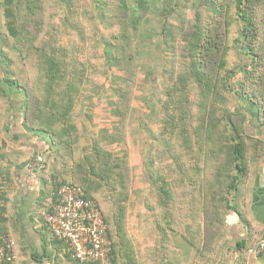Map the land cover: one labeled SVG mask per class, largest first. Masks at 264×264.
<instances>
[{
  "label": "rangeland",
  "instance_id": "374dc122",
  "mask_svg": "<svg viewBox=\"0 0 264 264\" xmlns=\"http://www.w3.org/2000/svg\"><path fill=\"white\" fill-rule=\"evenodd\" d=\"M2 1L0 77L17 81L23 103L0 81L11 90L0 92L1 151H22L28 167L78 183L85 193L88 178L114 264H129L127 253L147 264L148 247L162 237L210 238L200 252L212 249L221 238L217 215L226 191L224 178H210L230 160L240 103H250L240 94L264 121V0H242L254 25L245 36L238 0H148L145 12L134 0H13L16 36L7 30ZM200 39L219 51L209 57L208 81L193 74ZM61 99L71 106L57 107ZM66 109L69 144L34 136L47 115L58 120ZM9 119L16 121L12 133L28 137L13 139ZM7 164L0 159V184ZM203 175L220 192L212 195Z\"/></svg>",
  "mask_w": 264,
  "mask_h": 264
},
{
  "label": "crops",
  "instance_id": "0c3cea01",
  "mask_svg": "<svg viewBox=\"0 0 264 264\" xmlns=\"http://www.w3.org/2000/svg\"><path fill=\"white\" fill-rule=\"evenodd\" d=\"M244 109L241 135L246 171L228 193L230 206L222 210L221 238L213 243L214 261L204 253L191 257V262L182 257L179 264H264V250L256 252L258 241L264 238V121L258 109L248 110L245 105ZM33 169L19 170L6 188L3 217L8 236L15 241L10 264H66L67 247L53 239L43 225L51 197L49 192H41L39 174ZM33 254L40 257L33 259ZM159 257H148L147 264H159V259L155 261Z\"/></svg>",
  "mask_w": 264,
  "mask_h": 264
},
{
  "label": "trees",
  "instance_id": "16d2710c",
  "mask_svg": "<svg viewBox=\"0 0 264 264\" xmlns=\"http://www.w3.org/2000/svg\"><path fill=\"white\" fill-rule=\"evenodd\" d=\"M134 8L135 10H140L142 12L147 11L149 5H148V0H134L133 2ZM2 5H3V13L7 19L6 25H7V30L10 33V35L12 36H16L17 35V28H16V24H15V13H14V9H13V0H3L2 1ZM247 4L245 5V3H243L242 0H238V4H237V16L238 18L242 21V35L241 36H245L247 32L249 31H254V25H253V21L251 20V18L249 17L246 7ZM252 48V45H251ZM211 53H213L214 55H218L219 56V51H218V47L216 45H214L210 40L206 39V41H201L200 39V43L198 45V49H197V58H198V62L195 63V68H194V76L196 78H198L200 81H208L209 77V67L210 64L212 63L211 59L209 58L211 56ZM254 54V51L251 52V54ZM251 58L253 59L254 56L251 55ZM0 69H2V64L0 63ZM2 73H4V71L2 70ZM0 81L5 82L6 83V87H11L14 86L17 89V93L20 94V103H23V97L21 96V91L22 89L19 87V85L17 84V81L15 79H7L6 74H5V78L4 77H0ZM203 88H206L207 86L202 85ZM9 87V88H10ZM8 88V90H9ZM6 90L5 88L1 89L0 88V92L3 93L4 95L8 96L9 92L11 90ZM240 101H244L246 102V100H249L246 104L240 103L242 104V107L244 109V105L246 106L248 105V110H256L257 111V107L255 106V104L253 103L252 99L247 98V96L244 95H239ZM63 101L59 102L57 104V107H61V108H66L67 106H71V101H69V99H61ZM22 108V105H20ZM252 107V108H250ZM254 107H256V109H254ZM243 111H246L245 109ZM241 112V120L238 122L237 125L235 126V130L233 133H235V136L232 138V145H231V151L228 153V159H230L229 161L226 162V164L224 163L225 167H223V173H219V175H217L216 173H212L211 176V180L213 183L218 181L219 179L225 180L223 188H221L220 185L216 184L219 188L217 187H211L210 185H207L208 182H210L208 180V177L206 175H203V179L205 180V188H207L210 193L213 195V193H216L217 191L220 192L219 190L222 189L224 191H226L225 197L221 198V207L219 208V212L217 215V220L219 221V230L221 231L222 228V210H224L225 208H229V201H228V193L230 192V190H232L236 184V182L238 181V179L240 177H242L245 174L246 171V166H245V141L242 138V133H243V121H244V116L245 113ZM259 112V109H258ZM58 120L57 119H52L54 118L52 115L51 117L49 115H47V117L49 118L47 121H43L41 123V128H37L35 129L34 133L38 138L39 134H50L51 137L54 138V140L56 139V145H67L70 143L69 140V130H68V124L71 120V112L68 111L67 109L63 112V113H58ZM55 122L54 124H52V122ZM57 123H61L63 125H61L62 127H59L58 125H56ZM13 123H16L15 119L8 120V124H7V130L8 132L11 134V137L13 139H17L18 137L21 138H26L28 137V135H26V131L23 130V134H18L17 132H11L12 130V125ZM23 125V124H22ZM57 126L58 127V132H56L55 129H53V126ZM11 128V130H10ZM57 135L59 137H57ZM67 136V137H65ZM74 136V135H73ZM42 140V138L40 139ZM39 140V141H40ZM36 141V143H45L44 141ZM55 142V141H54ZM63 145H62V144ZM36 144V145H37ZM47 145V144H46ZM64 147V146H63ZM3 149V147L0 145V159H3L4 161H7V165L8 168L6 169L7 173H8V177L6 179L3 180V183L0 184V235L5 236L9 239H12L10 236H8V228L5 226V222H6V218L3 217V214L5 213L6 210V206L4 205L5 199H8L6 197V188L8 186V184L11 182V177L14 176L15 174L18 173L19 170L21 169H30V167H28L31 162L27 161L29 158L27 157L25 159L24 157V153L21 151L19 152V155L17 154H9L5 151H1ZM4 150V149H3ZM58 152V151H57ZM39 151H35L33 154H39ZM43 153V152H42ZM60 153V152H58ZM37 157V156H36ZM36 157L33 159L35 160ZM43 162L41 163L40 167L43 168ZM233 169L236 171V174H233ZM35 170L38 174H39V182L42 185V190L41 192L44 194L46 192L50 193V203H49V207L47 210V213L50 211L51 209V205L55 199V191L57 190V187L61 184V183H65V181H57V179L51 178L48 179V177H44V175H42V173H39L37 168L33 169ZM1 172V171H0ZM5 172V173H6ZM198 176L199 174H196L195 179L196 181H198ZM221 176V177H220ZM51 177V176H50ZM216 178V179H215ZM88 178H82V182L83 184H85L87 186V193H85V195L87 197H89L95 204L96 206L99 208V210L101 211L100 205L99 203L95 200L94 197L90 196L92 195L91 190L94 189L90 186V181H88ZM67 182V181H66ZM73 183V182H72ZM76 185H79L78 183H73ZM223 184V183H222ZM80 186V185H79ZM81 187V186H80ZM82 188V187H81ZM84 191V190H83ZM102 213V211H101ZM103 215V214H102ZM104 217V215H103ZM105 220V219H104ZM106 225H107V231H108V224L107 221L105 220ZM43 225L45 226V228L48 230L47 224L45 222V219L43 218ZM49 232V230H48ZM219 235H221V232H219ZM55 240H58L62 243H64V245L67 247V251H66V256L69 257L70 261L75 264V261L70 257V249H69V244L68 242L64 241V240H60L57 239L55 237H52ZM201 239V238H200ZM199 237H195V238H187V237H183L180 238L178 240L176 239H172L170 237H162V238H158L156 241V244L158 242L163 243L164 241L169 242L167 246L164 245H157L154 247H148V254L147 256L150 258V256L152 257H157V255L161 256L159 258H157L155 261L157 262L159 259V264H179L180 260L182 257L186 258L187 261L191 262V257H193L194 255H202V254H210L209 260H211L212 262L214 261L213 258V250L210 249L209 251L206 250L204 252H200V249L204 246H206V241L210 240L209 239H201L200 240ZM219 239V238H218ZM13 240V239H12ZM216 240V239H215ZM212 243H214V241ZM14 241V240H13ZM204 242V246H202L201 242ZM15 242V241H14ZM201 245H200V244ZM177 246L178 249L177 250H173V246ZM202 246V247H201ZM14 250V247H13ZM136 252V250H135ZM110 254H111V259L112 262L111 264H114V259H115V255H116V251L114 249V247H112L110 245ZM37 256L40 257V255L38 254H33V259L37 258ZM127 257L129 259V264H142V262L140 261V259L138 258V256H136L135 254V260L133 259V255H131L130 253H127ZM151 259V258H150ZM166 260V261H165Z\"/></svg>",
  "mask_w": 264,
  "mask_h": 264
},
{
  "label": "built area",
  "instance_id": "2783aa9c",
  "mask_svg": "<svg viewBox=\"0 0 264 264\" xmlns=\"http://www.w3.org/2000/svg\"><path fill=\"white\" fill-rule=\"evenodd\" d=\"M44 219L52 237L68 242L75 264H111L104 217L79 185L61 183ZM13 245L12 239L0 235V264L12 262ZM261 250H264V238L257 243L256 252Z\"/></svg>",
  "mask_w": 264,
  "mask_h": 264
}]
</instances>
